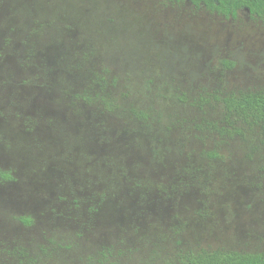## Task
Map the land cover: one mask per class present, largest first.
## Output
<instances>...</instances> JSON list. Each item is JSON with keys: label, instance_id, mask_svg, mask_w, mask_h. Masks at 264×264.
I'll use <instances>...</instances> for the list:
<instances>
[{"label": "rangeland", "instance_id": "374dc122", "mask_svg": "<svg viewBox=\"0 0 264 264\" xmlns=\"http://www.w3.org/2000/svg\"><path fill=\"white\" fill-rule=\"evenodd\" d=\"M259 90L244 11L0 0V264L264 252V137L217 131L224 97Z\"/></svg>", "mask_w": 264, "mask_h": 264}, {"label": "trees", "instance_id": "16d2710c", "mask_svg": "<svg viewBox=\"0 0 264 264\" xmlns=\"http://www.w3.org/2000/svg\"><path fill=\"white\" fill-rule=\"evenodd\" d=\"M171 3L188 2L195 8H202L210 15L223 19H236L242 11L251 18L264 21V0H165ZM231 67L232 64H228ZM107 108L111 103H104ZM223 123L225 127L218 128L221 136L233 137L241 135L240 126L256 128L264 137V91H239L231 93L221 100ZM1 180H10V175L0 172ZM25 225L30 220L21 218ZM187 264H264V252L252 254L227 250L202 251L194 256H188Z\"/></svg>", "mask_w": 264, "mask_h": 264}]
</instances>
